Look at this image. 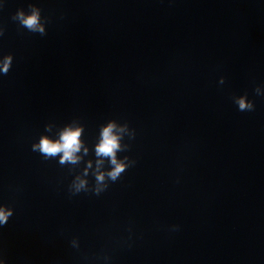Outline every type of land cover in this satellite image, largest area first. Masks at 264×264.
<instances>
[{
	"label": "clouds",
	"instance_id": "1",
	"mask_svg": "<svg viewBox=\"0 0 264 264\" xmlns=\"http://www.w3.org/2000/svg\"><path fill=\"white\" fill-rule=\"evenodd\" d=\"M31 7V6H30ZM13 19H18L22 26L27 28L30 32L45 34L43 25L40 22V11L39 9L32 8L30 15H25L22 11L18 12ZM3 32L0 31V36ZM12 64V56L4 57L3 61H0V73L7 75L9 73L10 66ZM220 83L223 84L224 80L221 78ZM255 94L257 96H264L261 93L260 87H255ZM233 102L238 106V110L241 112H251L255 110V104L252 100L247 98V93L243 96L234 97ZM115 124L110 123L102 131V140L97 145L96 153L98 156H107L111 158V163L115 166L108 176L115 181L120 173L124 170V164L118 162L116 159V151L120 148L119 139L120 137L114 133ZM123 131V129L121 130ZM79 141V130H74L71 128H66L60 135L58 141H52L47 137H42L38 145H33V150L39 149L45 156H55L58 153H63L61 158V163L65 161L76 162L77 157L74 155L80 150ZM87 151V150H85ZM99 163V162H98ZM90 166V165H89ZM104 180V174H97V181L102 182ZM86 185V181L79 180V183L75 185L76 191L79 192ZM100 189H97L99 193ZM12 215L11 209L0 208V225L7 223L8 218Z\"/></svg>",
	"mask_w": 264,
	"mask_h": 264
}]
</instances>
